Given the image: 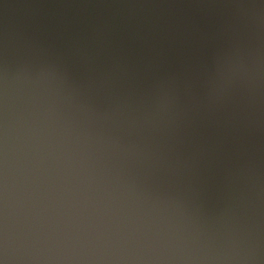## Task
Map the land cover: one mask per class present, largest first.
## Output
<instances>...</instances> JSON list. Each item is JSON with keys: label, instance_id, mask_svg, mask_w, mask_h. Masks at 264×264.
Returning <instances> with one entry per match:
<instances>
[{"label": "water", "instance_id": "1", "mask_svg": "<svg viewBox=\"0 0 264 264\" xmlns=\"http://www.w3.org/2000/svg\"><path fill=\"white\" fill-rule=\"evenodd\" d=\"M0 264H264V0H0Z\"/></svg>", "mask_w": 264, "mask_h": 264}]
</instances>
